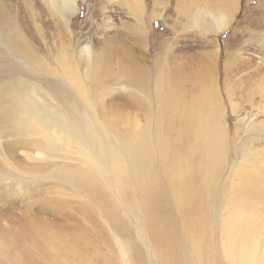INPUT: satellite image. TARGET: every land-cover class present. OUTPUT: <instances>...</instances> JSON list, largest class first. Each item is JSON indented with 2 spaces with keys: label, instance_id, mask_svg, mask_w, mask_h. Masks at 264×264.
Instances as JSON below:
<instances>
[{
  "label": "bare ground",
  "instance_id": "1",
  "mask_svg": "<svg viewBox=\"0 0 264 264\" xmlns=\"http://www.w3.org/2000/svg\"><path fill=\"white\" fill-rule=\"evenodd\" d=\"M43 1L70 31L67 44L55 45V61L41 55L48 43L39 25L27 36L26 23L0 0V124L34 142L25 154L30 167H0V175L12 180V172L51 173L58 182V217H0V264H74L82 257L105 264H264V180L255 181L264 172V148L253 157V151L241 155L236 145L238 133L264 130L254 111L264 92H245V120L234 99L238 84L230 85L244 71L249 87L253 80L264 84L263 67L237 57L230 65L229 40L221 68L215 45L186 76L180 63L155 61L151 84L124 49L101 58L82 43L76 52L81 67L68 51L79 0ZM239 1L179 0L195 12V25L216 35L232 25ZM136 2L143 11L144 0ZM154 15L152 22L162 18ZM37 17L35 9L31 18ZM255 24L261 27L264 20ZM114 58L130 85L128 102L118 108L103 104ZM228 113L237 116L233 126ZM248 148L243 143L241 150ZM234 152L240 160L231 163ZM0 158L4 162L2 141Z\"/></svg>",
  "mask_w": 264,
  "mask_h": 264
},
{
  "label": "rangeland",
  "instance_id": "2",
  "mask_svg": "<svg viewBox=\"0 0 264 264\" xmlns=\"http://www.w3.org/2000/svg\"><path fill=\"white\" fill-rule=\"evenodd\" d=\"M2 1L6 6H11L12 15L16 18L19 16L23 19L20 20L26 23V28L21 25L20 28H23L22 30L26 32L27 36L31 37L35 29L34 25H39L40 38H43L48 43V49L42 51L41 55L48 61H55L53 54H56V46H60L61 43L67 44L70 37V31L67 35L65 25L60 22L63 19L60 17L55 18L43 0ZM127 1L89 0L87 2V0H79L78 11L71 17L75 39L68 49V51L73 52L71 58H74L78 65L84 66L82 62L77 60L76 53L82 43H90L94 52L101 58H103L104 53L107 55V52L111 49L114 51L124 49L128 54L134 56L137 66L143 67L146 71L148 82L151 84L155 61L160 59V64L175 63L178 65L180 63L183 66V74L186 76L190 69L195 68L196 71L198 70V65L202 64L200 60H205L204 54L213 50L215 45H218V48L220 47L219 54H222L219 61V68H221V63L225 60L226 43L229 40L231 51L230 65H233V58L237 57L240 63L247 60L250 63H258L263 67L262 70L264 71V25L260 27L255 24L256 21L264 20V7L260 5V2L264 3V0H240L232 25L217 35L215 31H205L202 25L197 26L194 24L193 17L195 12L190 9L188 2L180 4L179 0H144V9L140 11L136 0H130V3H127ZM90 3L96 4L92 6L89 13ZM216 6H212L211 9L214 10L215 8L217 10L218 6ZM34 8L39 12L37 20H32L31 18L32 13L35 12ZM155 12H160L162 18H155L152 22V16ZM114 59L111 67H107L113 72V81L104 89L108 94L104 96L103 104L107 107L118 108L128 102L126 94L130 90V85L124 78L119 58ZM245 73V71L238 72L235 78L230 80V85L234 87L233 83L235 81L238 84L234 99L238 102L239 109L241 108L242 114H240V117H244L246 120L248 117L246 114L248 103L245 101L244 94L247 90L250 92L255 87H259L264 92V84L262 80L259 82L253 80L251 87H249L246 84L247 77L244 75ZM118 76L123 78L117 79ZM222 78V93L226 99L227 93L223 86ZM101 85H106V83H101ZM258 101L255 107L258 109L254 108V111L259 112L260 117L256 119L255 123L264 121V98H258ZM228 114V121L233 126L237 116L234 113ZM11 128L12 126L0 124L2 136L0 141H2L5 152L4 162L1 160L2 157L0 158V167H2V170L9 165L30 167L31 163L25 154L34 149V142L32 139L23 136V134L10 132ZM255 129V133L251 135H245L243 132L238 133L236 145L241 155L253 151L255 153L253 157H257L258 151L264 148V130L261 126H257ZM231 131L234 130L231 129ZM246 139L248 140L247 142ZM243 143L248 144L249 148L247 151L241 150ZM68 156L73 158L76 155L70 152ZM45 159L42 156L40 161L44 162ZM238 160L240 159L235 156V152L230 155L231 163L238 162ZM63 164L66 167H83L82 163L75 161H64ZM42 170H45V168ZM47 171H52V168H48ZM12 173V180L0 175V217L11 218L14 216L15 218L22 213L50 221L58 217L53 209L59 206V201H56V193L54 192L58 182L51 178V173ZM262 179L264 180V172H260V176L258 174V178L255 181L263 184ZM233 181L237 183V179H233ZM37 190L40 192L38 197L34 196ZM71 191L69 190V192ZM102 241L103 239L99 242ZM147 249L151 251L149 243L147 244ZM72 261L74 264H105L96 258L87 260L82 257L75 259V261L72 259ZM36 264H43L42 259H39ZM135 264L150 263L148 261L142 263L137 261Z\"/></svg>",
  "mask_w": 264,
  "mask_h": 264
}]
</instances>
